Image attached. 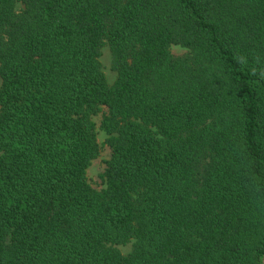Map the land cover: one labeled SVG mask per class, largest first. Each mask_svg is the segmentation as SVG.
I'll return each mask as SVG.
<instances>
[{
	"label": "trees",
	"instance_id": "16d2710c",
	"mask_svg": "<svg viewBox=\"0 0 264 264\" xmlns=\"http://www.w3.org/2000/svg\"><path fill=\"white\" fill-rule=\"evenodd\" d=\"M263 261L264 0H0V264Z\"/></svg>",
	"mask_w": 264,
	"mask_h": 264
},
{
	"label": "rangeland",
	"instance_id": "374dc122",
	"mask_svg": "<svg viewBox=\"0 0 264 264\" xmlns=\"http://www.w3.org/2000/svg\"><path fill=\"white\" fill-rule=\"evenodd\" d=\"M22 7L21 4L18 5L17 10ZM172 53L176 57H183L190 51L180 45H172ZM100 62L102 65V70L108 80L110 85L114 84L116 80V72L113 69V60L109 45L106 43L101 50ZM107 111L106 108H102V111L93 117V121L96 124L97 139L100 146L99 156L92 161L91 165L87 170V177L91 186L96 190H102L105 188V179L103 178L106 162L111 158L112 150L106 143L107 135L101 129V122L104 116V113ZM131 244L119 246V249L124 253L128 254L131 251ZM264 264V261H263Z\"/></svg>",
	"mask_w": 264,
	"mask_h": 264
}]
</instances>
